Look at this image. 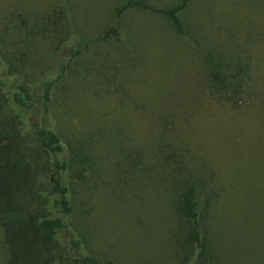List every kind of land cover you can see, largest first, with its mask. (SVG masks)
I'll return each mask as SVG.
<instances>
[{"label": "trees", "instance_id": "1", "mask_svg": "<svg viewBox=\"0 0 264 264\" xmlns=\"http://www.w3.org/2000/svg\"><path fill=\"white\" fill-rule=\"evenodd\" d=\"M194 1L6 0L0 6L2 264H105L84 248L71 215L80 188L100 179L104 167L96 154L115 137L106 127L76 135L60 123L58 104L71 102L79 90H109L117 79L123 88L133 74H140L143 91L160 86L163 100L170 95L162 117L172 130L150 146L119 151L122 178L171 183L186 225L183 260H212L209 217L219 199L216 174L210 162L196 163L174 144L170 133L189 125L180 112L200 103L203 85L221 105L242 112L252 107L262 92L255 51L264 46V33L240 14L230 17L240 23L207 28L191 16ZM134 14H142L144 24H136ZM151 66L153 76H141ZM189 88L191 93L183 94Z\"/></svg>", "mask_w": 264, "mask_h": 264}, {"label": "rangeland", "instance_id": "2", "mask_svg": "<svg viewBox=\"0 0 264 264\" xmlns=\"http://www.w3.org/2000/svg\"><path fill=\"white\" fill-rule=\"evenodd\" d=\"M152 1L170 4L175 0ZM5 2L0 0V6ZM192 7L191 16L207 28L240 23L239 17L230 18L240 14L241 18L250 17L252 27L264 33V0H195ZM209 15L213 16L212 23ZM133 17L136 24H144L142 14ZM150 20L156 18L148 17ZM156 24L150 27L155 29ZM255 57L260 72L256 81L262 92L252 107L242 112L221 105L203 85L198 89L202 92L200 103L195 102L189 113L180 112L188 115L189 125H180L182 129L177 126L175 133H170L174 144L187 149L196 163L203 159L210 162L216 174L219 199L211 206L213 257L207 264H264L263 45L255 51ZM175 60L172 56L171 61ZM192 65L198 70L197 62ZM153 66L146 67L141 76H146L145 72L153 76V71H148ZM179 75L184 77L183 73ZM139 76H127L123 88L122 80L117 79L118 84L109 90L89 88L79 90L71 102L59 99L60 123L76 135L106 127L115 137L107 145L104 140L98 141L99 146L105 145V151L100 149L96 154L104 169L99 181L80 188L82 194L75 200L71 219L84 235V248L95 252L105 264H194L183 260L186 225L170 190L171 183L122 178L125 173L119 165V151L150 146L172 130L169 124L165 127L162 117L170 95L163 100L160 86L151 93L143 91ZM160 80L164 85L165 78ZM118 86L124 94L116 91ZM191 91L189 88L183 94ZM5 258L6 244L0 230V264Z\"/></svg>", "mask_w": 264, "mask_h": 264}]
</instances>
